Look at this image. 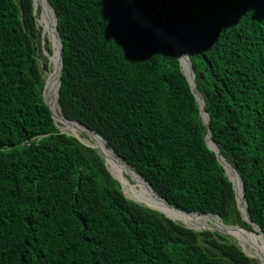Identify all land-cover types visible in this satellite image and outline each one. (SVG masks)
<instances>
[{
	"label": "trees",
	"instance_id": "trees-1",
	"mask_svg": "<svg viewBox=\"0 0 264 264\" xmlns=\"http://www.w3.org/2000/svg\"><path fill=\"white\" fill-rule=\"evenodd\" d=\"M48 2L61 114L175 208L251 231L209 130L264 232V0H133L187 49L207 124L171 45L123 0ZM37 14L33 0H0V264H260L231 236L126 197L99 151L58 129L42 96L51 47Z\"/></svg>",
	"mask_w": 264,
	"mask_h": 264
},
{
	"label": "water",
	"instance_id": "water-1",
	"mask_svg": "<svg viewBox=\"0 0 264 264\" xmlns=\"http://www.w3.org/2000/svg\"><path fill=\"white\" fill-rule=\"evenodd\" d=\"M47 4V6H49L50 8V12L46 11V9L44 8L42 2L43 0H33V9H34V12H35V8H36V5H39L40 7V18H41V22H42V19H44L45 23H46V27L43 25L42 27V36H43V33L46 32V37H47V40L49 41L50 43V47H51V52H48L44 47L42 48V52L43 54L48 58V61L49 63L52 62L53 63V67H54V71L52 72L54 75H56V80H55V85L53 86V89L51 90L52 91V97L55 98L56 97V100H57V97H58V88H59V85H60V79H61V72H62V67H63V64H62V56H61V48H62V43H61V39L59 37V34H58V31H57V28H56V17H55V13L51 7V5L49 4L48 0H44ZM124 2H126L127 4H129L135 11H137L140 15L143 16L142 18V21L141 20H137L135 19L134 17H132L133 20L137 21L138 23L142 24L143 26L149 28L154 34H156L158 37H160L161 39L165 40L166 42H168L171 47L173 48V51H174V54L175 56L177 57V59L179 60V65L190 85V88H191V91L193 92L194 96H195V99L197 100L198 102V106H199V114H200V117L202 118V121L204 124H207V119H208V115L207 113L204 111L203 109V105H204V101H203V98L201 95H199L196 90H195V81H194V73L192 71V68H191V63H190V60L188 58V55H187V49L185 48V52H186V65L185 67L187 68V70L184 69V66L182 65V61H181V58L177 55V52H176V49L174 47V45L172 44V42L170 41V36L167 32H165L163 29L159 28L158 26L154 25L151 21H149L147 19V17L134 5L133 3V0H123ZM37 2V3H36ZM52 19H53V22H52ZM174 38V37H172ZM178 40V39H177ZM179 41V40H178ZM44 43V41H42V44ZM53 57H55V61L52 59ZM46 84L47 82L44 84V87H43V91H42V96H43V99H44V91L46 89ZM45 101V99H44ZM46 105L48 106L49 110L51 111V116L53 118V121L55 122L56 119L60 121L59 116L58 115H55L54 114V111L52 110V107L50 105V103H48L47 101H45ZM58 104V103H57ZM59 106V105H58ZM59 112L61 114V110L59 108ZM203 114L206 116V119L204 118ZM62 120L64 121H70V122H74L78 125H80L83 129H84V132L86 134H88L89 138L92 139V136L96 137L98 140H100L104 147L108 150H110V152L112 153V159L113 161L118 165V166H121L123 165V169H124V172H125V175L127 176V179L129 181L130 184H132L133 186H135L136 184V181L134 179L131 178V173H135L138 177H140L143 182H144V186L147 190L151 191L152 193H154L158 199H160L166 207L170 208V209H173V210H178L180 212H183V213H186V214H198V215H204L207 217V219L210 220V222L213 224L212 226H209V225H204V224H200L199 226L195 227V226H188L194 230H199V229H208V230H216L218 232H221L223 234H227L229 236H231L232 238H234L232 235H230L229 233H227V228L226 227H237L239 230H243L245 232H252L254 234H263L264 235V232L261 230V228L255 224L249 217V214H248V211L246 209V204H245V201H244V188H243V185H242V182L240 180V177L238 176L236 170L228 163L226 162V160L224 159V157L219 153V148L218 146L212 141L211 139V136H210V133H209V130L207 131L206 133V145L208 146L209 149H211L212 151H214L215 155H216V158L218 160V162L220 163V165L223 167L224 169V172L227 176V178L231 181L232 183V186H233V189H234V192H235V200H236V205H237V208L240 212V216L241 218L247 222L252 230H246L238 225H226L224 224L221 220H220V217L218 215H213L211 213H198V212H193V213H189V212H185L184 210L182 209H178V208H175L174 206H172L166 199H164L163 197H161L160 195H158L155 190L148 184V182L143 179L140 175H138L134 170H132L126 163H124L123 161H121L117 155L115 154L114 152V149L108 144V142L102 138L100 135H98L96 132L94 131H91L87 128H85L83 125H81L80 123L76 122V121H73V120H68L66 119L62 114ZM61 122V121H60ZM64 132V131H62ZM84 133V134H85ZM75 134V133H74ZM72 134L74 137H76V135ZM208 138L210 139L208 141ZM91 147H95L99 153L102 155V157L104 158V163L106 165V155L103 153L102 149L97 145V144H94L92 145ZM221 157L225 160L226 163H228L232 170L235 172V174L237 175L238 179H239V182H240V185H241V190H242V197H243V201H244V206H245V214L247 216L244 217L243 215V212H242V209L240 207V202L237 198V192H236V188H235V184H234V181L232 180V178H230L228 172H227V169H226V163L223 162L221 160ZM107 167V165H106ZM109 170V169H108ZM110 172V171H109ZM111 173V172H110ZM112 174V173H111ZM120 184L121 186V190L123 191V183L119 180V178L115 177L114 175H112ZM124 193V191H123ZM125 195V194H124ZM126 196V195H125ZM128 197L129 199H132L136 202H139V203H142L146 206H148L149 208H152V209H155V210H158L160 212H162L164 215H166L167 217L173 219L172 217L168 216L164 211H162L161 209H158V208H155V207H152L150 205H148L147 203H144L140 200H137L135 198H132V197H129V196H126ZM218 219L219 222H220V226L216 225L215 223H213V219ZM174 220V219H173ZM185 224V223H184ZM234 240L237 241L236 238H234ZM238 242V241H237ZM238 245L240 246V248L242 249L243 252H245L244 248L242 247V244L239 242ZM245 254L249 257H252L251 255H249L247 252H245ZM260 263V260L257 259ZM261 264V263H260Z\"/></svg>",
	"mask_w": 264,
	"mask_h": 264
},
{
	"label": "bare ground",
	"instance_id": "bare-ground-1",
	"mask_svg": "<svg viewBox=\"0 0 264 264\" xmlns=\"http://www.w3.org/2000/svg\"><path fill=\"white\" fill-rule=\"evenodd\" d=\"M42 4L44 7H46L48 12L51 13L49 6H47V4L44 0H43ZM140 16H141V18H143L142 15H140ZM52 22H53V19H52ZM169 39L172 42V44L174 45L176 52H177V55L181 58L182 65L185 67V65H186V52H185L182 44L176 38L170 37ZM53 58L55 60V57H53ZM51 74L54 75L53 73H51ZM52 79H53V77H52ZM52 79H50V81H48V84H47L48 85L47 93L50 92L51 94H52L51 90L53 89V86H54V85H52L54 83V81ZM45 91H46V89H45ZM52 99H53V102L56 101V97L52 98ZM203 116L206 119V116L204 114H203ZM58 119H60L61 123L67 129H69L71 132L75 133L76 135H78L80 133H85L84 129L80 125H78L74 122L62 120V116H59ZM86 135L88 136V134H86ZM209 140L210 139L208 138V141ZM91 141L93 144H97L102 149L103 153L106 155V165H107L108 169L110 170V172L115 177L119 178V180L124 185H126L127 188L130 189V191L132 192V194H130V197L135 198L137 200H140L144 203H147L148 205H151L152 207L161 209L165 213L171 214L172 216L176 217L177 219H179L181 222H184L185 224L195 226V227L199 226L200 224L207 225V223H206L207 217L206 216L195 215V214H186V213L180 212L178 210L170 209V208L166 207L165 204L160 199L153 198L151 195L148 196L144 191H141L139 188L134 189L133 187H130L129 185H127L125 179L123 178V176L121 174L122 167L118 166L113 161L112 153L110 152V150L106 149L104 147L103 143L94 136H92ZM221 160L223 162H225V160L222 157H221ZM225 165H226V169H227V172H228L230 178H232V180L234 181L236 192H237V198H238V200H241L240 207L242 209L243 215H244V217L247 218V216L245 214V206L243 203L242 190H241V185H240L239 179H238L237 175L235 174V172L232 170L231 166L228 163H226ZM138 178L140 180H142L140 177H138ZM142 184H144V182ZM213 221H214L213 223L220 226L219 220L213 219ZM226 228H227V233H229L234 238H236L237 241L240 242L244 247L245 246L247 247L245 250L249 255L259 259L260 263L264 264V245H263L264 235L263 234L252 235V234L245 232L243 230H239L237 227H226Z\"/></svg>",
	"mask_w": 264,
	"mask_h": 264
},
{
	"label": "rangeland",
	"instance_id": "rangeland-1",
	"mask_svg": "<svg viewBox=\"0 0 264 264\" xmlns=\"http://www.w3.org/2000/svg\"><path fill=\"white\" fill-rule=\"evenodd\" d=\"M36 1V0H35ZM37 3V2H36ZM125 5H126V7L128 8V11H129V13H130V15L132 16V17H134L135 19H137L138 21L139 20H141L142 21V18H141V16L139 15V13L137 12V11H135L129 4H127L126 2H125ZM45 9H46V7H44ZM37 9H38V14H37V23H38V26H40V28L42 29V27H43V25L46 27L47 25H46V23H45V21H44V19H42V22H41V18H40V7H39V5H36V8H35V11H37ZM46 11H48L47 9H46ZM138 15V16H137ZM43 35L46 37V32L45 33H43ZM180 42V41H179ZM181 43V42H180ZM182 44V43H181ZM182 46H183V44H182ZM183 48H184V50H185V47L183 46ZM53 60H54V58H52ZM55 61V60H54ZM184 69L185 70H187V68L186 67H184ZM54 71V67H53V63L52 62H50L49 63V66H48V68L46 69V70H43V77H44V80H45V83L47 82V84H48V81H50V79H52V77H53V81L55 82V80H56V75H52L51 73ZM46 84V91H44V99H45V101H47L48 103H50V105H51V107H52V110L54 111V114L55 115H58V116H61V114H60V112H59V106H58V104H57V100L55 101V102H53V97L51 96L52 94L49 92V93H47V87H48V85ZM52 85H55V83H53ZM53 104V105H52ZM55 124H56V126L58 127V129L59 130H61V131H65V132H67V133H69V134H74L73 132H71L69 129H67L59 120H57L56 119V121H55ZM61 125V126H60ZM74 135H76V134H74ZM76 138L80 141V142H82V143H84L85 145H88V146H92V145H94L93 143H92V141H91V139L86 135V134H84V133H80V134H78V135H76ZM122 167H123V165H122ZM108 168V167H107ZM110 171V170H109ZM122 172H124V169L122 168V170H121V174H122ZM126 176V175H125ZM131 177L136 181V184H137V187L140 189V190H144L146 193H148V194H150V191L149 190H147L146 188H145V186L144 185H142V183H143V181L142 180H140L138 177H137V175L135 174V173H131ZM126 178H127V176H126ZM123 188V191H124V194L126 195V196H129L130 197V194H132V192L130 191V189L129 188H127V186L126 185H123L122 186ZM134 191V190H133ZM239 202H240V204H241V200H239ZM243 203H244V201H243ZM177 219V218H176ZM215 219V218H214ZM179 219H177L176 221H178ZM217 220V219H216ZM179 222H181L180 220H179ZM181 223H183L184 224V222H181ZM206 223H207V225H209V226H212L213 224L210 222V220L209 219H206ZM185 225H188V224H185ZM188 226H190V225H188ZM237 242V241H236ZM262 242V241H261ZM237 243H239V242H237ZM263 243V242H262ZM263 245H264V243H263ZM242 247L244 248V250L247 248L246 246L244 247L243 245H242ZM245 252H246V250H245ZM252 258H254V259H256L257 260V258H255V257H252ZM258 261V260H257Z\"/></svg>",
	"mask_w": 264,
	"mask_h": 264
}]
</instances>
